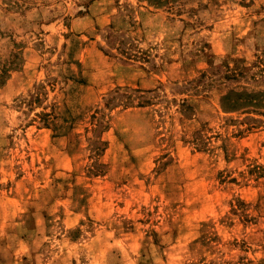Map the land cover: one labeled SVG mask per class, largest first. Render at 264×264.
<instances>
[{
    "label": "rangeland",
    "instance_id": "rangeland-1",
    "mask_svg": "<svg viewBox=\"0 0 264 264\" xmlns=\"http://www.w3.org/2000/svg\"><path fill=\"white\" fill-rule=\"evenodd\" d=\"M262 59L264 0H0V264H264Z\"/></svg>",
    "mask_w": 264,
    "mask_h": 264
},
{
    "label": "trees",
    "instance_id": "trees-1",
    "mask_svg": "<svg viewBox=\"0 0 264 264\" xmlns=\"http://www.w3.org/2000/svg\"><path fill=\"white\" fill-rule=\"evenodd\" d=\"M245 60L243 57L236 58L233 60L234 66V73L237 74H245L246 71L250 69L246 63L245 65H241L240 61ZM259 72L262 76H264V61L262 59L261 64L259 65ZM230 67V66H229ZM263 94L264 97V91L261 90H255L250 89L247 87H243L242 89H231L227 93H225L222 97V104L224 109L226 110H237V109H243V108H250L256 104H259L260 101H262L264 98L260 97L259 95Z\"/></svg>",
    "mask_w": 264,
    "mask_h": 264
}]
</instances>
